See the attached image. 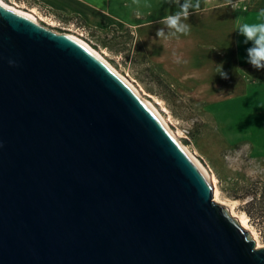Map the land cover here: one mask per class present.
<instances>
[{"label": "water", "instance_id": "water-1", "mask_svg": "<svg viewBox=\"0 0 264 264\" xmlns=\"http://www.w3.org/2000/svg\"><path fill=\"white\" fill-rule=\"evenodd\" d=\"M28 12L0 3V264H264L139 94Z\"/></svg>", "mask_w": 264, "mask_h": 264}, {"label": "rangeland", "instance_id": "rangeland-1", "mask_svg": "<svg viewBox=\"0 0 264 264\" xmlns=\"http://www.w3.org/2000/svg\"><path fill=\"white\" fill-rule=\"evenodd\" d=\"M2 1L23 12L31 8L28 13L35 14L44 24H50L52 30L80 38L126 78L179 135L178 141L202 165L212 183L215 178L219 202H224L234 213L247 216L258 242L264 245L263 163L256 152L254 157H249L243 150L242 141L248 138L241 140L242 129L248 120L258 122L264 118V115H248L254 104L247 109L240 91L230 94V89H208L197 85L199 80L192 78L190 70L172 69L168 62L146 54L140 40L135 35L127 39L125 30L117 31L116 37L113 33L103 41L78 17L60 20L52 13H43L16 0L17 5ZM226 134L233 135L232 143L226 140ZM258 139L257 135L249 142L258 143Z\"/></svg>", "mask_w": 264, "mask_h": 264}, {"label": "crops", "instance_id": "crops-1", "mask_svg": "<svg viewBox=\"0 0 264 264\" xmlns=\"http://www.w3.org/2000/svg\"><path fill=\"white\" fill-rule=\"evenodd\" d=\"M16 1L34 9L51 10L50 14L78 17L99 36L112 28L117 31L128 29L130 35L140 40L146 54L168 62L172 69L190 70L192 78L197 77L199 84L196 83L201 87L230 89L232 93L228 94L240 91L247 109L254 104L248 115H264V68L256 69L248 63L247 49L252 44L245 42V37L238 31L242 24L261 22L259 14L264 9V0H199L200 7L190 9L188 19L183 21L190 25L189 33L168 38H158L156 32L159 29L165 33L170 31L163 18L179 11L174 0ZM217 65H222L221 71L227 73V79L217 73ZM257 135L258 143L249 142ZM242 139L243 150L249 157L257 153L264 172V118L258 122L248 120L242 129ZM226 140L232 143L233 135L226 134Z\"/></svg>", "mask_w": 264, "mask_h": 264}, {"label": "clouds", "instance_id": "clouds-1", "mask_svg": "<svg viewBox=\"0 0 264 264\" xmlns=\"http://www.w3.org/2000/svg\"><path fill=\"white\" fill-rule=\"evenodd\" d=\"M178 5L179 11L167 15L163 18V23L170 31L165 33L163 29L156 32L158 38H168L177 35H187L190 31V25L184 23L190 14V9H198L200 7L199 0H174ZM261 22L254 24H242L238 31L245 37V42H251L252 47L247 49L248 63L254 68H264V9L260 12ZM10 63H12L10 61ZM217 73L224 79H227V73L221 71L222 65H217Z\"/></svg>", "mask_w": 264, "mask_h": 264}, {"label": "bare ground", "instance_id": "bare-ground-1", "mask_svg": "<svg viewBox=\"0 0 264 264\" xmlns=\"http://www.w3.org/2000/svg\"><path fill=\"white\" fill-rule=\"evenodd\" d=\"M0 3L1 4H3L4 6H6V7H9V8H12V9H14L15 11H17L18 13H22V14H25V15H28L27 13H25V12H23V11H21V10H19V9H16L15 7H13V6H10V5H8V4H6L5 2H3L2 0H0ZM64 35H66L67 37H70L71 39H74V40H76V41H78L80 44H82L84 47H86L87 49H89L92 53H94V55H96L99 59H101L104 63H106L116 74H118L120 77H122L138 94H139V96H140V98L151 108V110L159 117V119L164 123V125L176 136V138L178 139V136H177V134L175 133V132H173L170 128H169V126H168V124L166 123V120L159 114V112L156 110V108L154 107V105L153 104H151L147 99H145L141 94H140V92L129 82V81H127L126 80V78H124L123 76H121L118 72H116V70L115 69H113V67L112 66H110V64H108V62H106L99 54H97L96 52H94L86 43H84L80 38H77V37H75V36H73V35H70V34H66V33H64ZM180 142V141H179ZM184 148L186 149V151L190 154V152L188 151V149L184 146ZM192 155V154H191ZM198 162V161H197ZM199 163V162H198ZM201 165V164H200ZM201 167H202V165H201ZM203 168V167H202ZM204 169V168H203ZM205 171V170H204ZM210 177V176H209ZM215 178H213V183H214V188H215V190H214V200L216 201V202H218V203H220V204H222V205H224V206H226L227 208H228V213H229V215L231 216V217H234V218H236L237 219V222L244 228V229H246V230H248V232H249V234H250V236H251V238L252 239H254V241L256 242V245H257V247H259V246H263V244H260L259 242H258V239H257V236H256V232H255V230H254V228L253 227H251L249 224H248V222H247V216H245L244 214H242V215H238V214H236V213H234L235 211H233L232 209H230L226 204H224V202H219V200L217 199V195H218V187H217V185H216V182H215V180H214ZM212 183V184H213ZM213 188V189H214Z\"/></svg>", "mask_w": 264, "mask_h": 264}, {"label": "trees", "instance_id": "trees-1", "mask_svg": "<svg viewBox=\"0 0 264 264\" xmlns=\"http://www.w3.org/2000/svg\"><path fill=\"white\" fill-rule=\"evenodd\" d=\"M50 12H51V10H50ZM53 14L56 16V18H58V19H60V20L73 18V17H65V16H63V15L56 14V13H53ZM78 20H80V19L78 18ZM80 21L82 22V20H80ZM82 23L84 24V22H82ZM84 25H85V24H84ZM89 29H90V28H89ZM90 30H91L94 34H96L94 29H90ZM125 32L127 33V37H129V38H127V39L130 40V39L132 38V36L130 35L129 30L126 29ZM113 33H114V36L116 37V36H117V30H116L115 28H112L109 32H107V33H105L103 36H101V40L106 41L107 35H108V34H113Z\"/></svg>", "mask_w": 264, "mask_h": 264}, {"label": "built area", "instance_id": "built-area-1", "mask_svg": "<svg viewBox=\"0 0 264 264\" xmlns=\"http://www.w3.org/2000/svg\"><path fill=\"white\" fill-rule=\"evenodd\" d=\"M6 2L7 1H11V3H14V4H16L17 5V2L15 1V0H5ZM15 1V2H14ZM21 5V4H20ZM27 8V7H26ZM28 10H30L31 11V8H27ZM41 11L43 12V13H50L47 9H45V8H42L41 9ZM39 18V17H38ZM44 21V20H43Z\"/></svg>", "mask_w": 264, "mask_h": 264}]
</instances>
